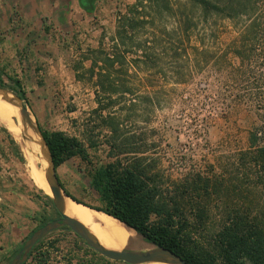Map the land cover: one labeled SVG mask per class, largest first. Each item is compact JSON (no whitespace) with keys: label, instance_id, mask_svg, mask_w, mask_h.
<instances>
[{"label":"rangeland","instance_id":"rangeland-1","mask_svg":"<svg viewBox=\"0 0 264 264\" xmlns=\"http://www.w3.org/2000/svg\"><path fill=\"white\" fill-rule=\"evenodd\" d=\"M102 3L108 6V18L113 23L116 20L117 26H112L115 36L100 44L72 39L55 43L42 38L39 31L31 40L20 35L16 27L4 26L0 17V70L23 83L27 102L22 104L34 123L68 137L85 140L96 136L100 144L97 152L89 150V163L75 158L58 169L65 192L89 206H104L93 189L92 174L95 168L114 160L107 145L111 134L97 136L101 122L94 111L99 104L94 82L86 72L92 64L91 50L102 47L111 51L119 43L115 40L122 23L119 19L128 15L147 21L135 30L131 41L127 40L128 47H133L129 62L143 57V52H148L150 60L124 70L127 75L123 79L134 94H128L124 104L114 110L120 142L130 140L128 148L142 149L154 160L145 166L157 176L167 197L174 194L178 184L193 180L213 183L220 179L233 184L237 177L243 180V172L236 169L234 161L248 149L251 134H264V37L256 43L255 53L247 54L249 60L244 54H236L245 46L242 32L249 25L247 18L236 23L211 17L204 31L202 8L187 0ZM136 4L139 15L133 14ZM10 13L6 15L9 20ZM145 41L151 44L145 45ZM82 47L88 50L83 52ZM0 134L5 140L0 142V181L10 183L7 199L11 204L6 224L0 222V243L8 249L1 264H10L42 219L54 220L57 215L45 204V195L51 194L31 179L21 144L2 124ZM260 143L263 145L264 140ZM41 166L44 175V163ZM211 195L213 220L195 234L205 248L210 247L209 233L215 229L214 217L221 211L217 193L212 190ZM235 195L233 191L222 199ZM18 221L22 234L18 243H13L12 232ZM8 239L13 243L9 247ZM47 251L50 255L44 259H49V264H123L101 256L71 230L53 232L42 252Z\"/></svg>","mask_w":264,"mask_h":264},{"label":"trees","instance_id":"trees-1","mask_svg":"<svg viewBox=\"0 0 264 264\" xmlns=\"http://www.w3.org/2000/svg\"><path fill=\"white\" fill-rule=\"evenodd\" d=\"M187 1L202 8L204 31L210 26L211 17L217 16L236 23L247 18L249 25L242 34L245 35L243 45L248 47L237 49L236 54H244L249 59L247 54L255 53L256 43L264 37V0ZM139 7L138 4L134 5V15H139ZM119 20L122 22L117 33L120 40L115 39L119 43L111 51L102 47L91 50L89 60L92 64L86 72L89 80L94 82L99 104L94 111L101 122V127H97V136L100 138V135L111 134L107 136V145L114 160L95 168L92 174L93 189L104 206H89L67 192L66 195L127 225L148 243L176 253L189 264H264V143H260L264 140V134H251L248 149L241 152L234 161L236 169L243 172V180L237 177L238 181L234 184L220 179L213 183L203 179L193 180L178 184L174 194L167 197L156 179L157 176H152L151 168L145 166L152 165L154 160L142 149L128 148L130 140L120 142L117 113L114 110L116 106L124 104L122 102H125L128 94H134L128 81L123 79L127 75L124 70L126 66L135 65L138 68V65L147 58L150 60V57L148 52H143V57L139 55L132 62L128 58L133 47H128L127 40L131 41L135 30L147 21L144 18L139 21L129 15L120 17ZM150 44L145 41V45ZM262 56L264 59V53ZM0 88L11 91L27 102L23 83L1 70ZM39 128L57 170L75 158L89 163V150L97 152L100 147L94 139L96 136H87L84 140L68 137L62 132L46 131L40 125ZM212 190L217 193L218 208L221 211L214 217L215 229L209 233L210 247L205 248L197 241L195 234L208 228L213 220L210 215ZM233 191L237 197L235 195L233 199H222L224 194L229 197ZM44 198L46 206L55 211L57 218L60 217L51 197L45 195ZM54 220L42 219L14 257L35 232ZM60 230L70 229L65 227ZM47 238L34 247L26 264H49V259L44 258L50 252H42Z\"/></svg>","mask_w":264,"mask_h":264},{"label":"crops","instance_id":"crops-1","mask_svg":"<svg viewBox=\"0 0 264 264\" xmlns=\"http://www.w3.org/2000/svg\"><path fill=\"white\" fill-rule=\"evenodd\" d=\"M103 0H0V17L4 18V26L10 24L12 28H17L20 35H25L28 39L35 38V32L39 31L42 38L52 42L67 43L69 40L80 43H102L107 41L116 31H112V19L108 18L107 5ZM12 9V10H11ZM10 20L8 12H10ZM21 17H20V16ZM21 18V20H20ZM1 20V19H0ZM117 29V27H116ZM112 32V33H111ZM18 36V34H15ZM94 45H88L93 48ZM80 48L83 52L88 49ZM85 50V51H84ZM77 55V54H76ZM5 140L0 134V142ZM2 178V177H1ZM10 183L0 181V222L6 224L8 212L11 204L7 199ZM7 213V214H6ZM20 221H18L19 223ZM21 222L15 225L12 232L13 243H18L22 234ZM2 233V229H0ZM7 240L8 247L13 245ZM0 243V264L4 262L6 256L5 247Z\"/></svg>","mask_w":264,"mask_h":264},{"label":"bare ground","instance_id":"bare-ground-1","mask_svg":"<svg viewBox=\"0 0 264 264\" xmlns=\"http://www.w3.org/2000/svg\"><path fill=\"white\" fill-rule=\"evenodd\" d=\"M13 95L0 92V124L4 125L21 146L27 162V168L35 185L46 193L51 189L45 178L48 163L45 159V147L40 135L34 128V121L24 122L20 109L15 106ZM44 163V175L41 165ZM67 215L84 224L107 249L123 251L129 243L134 248H145L143 239L132 229L118 220L98 212L91 207L66 199ZM164 264V263H151Z\"/></svg>","mask_w":264,"mask_h":264},{"label":"water","instance_id":"water-1","mask_svg":"<svg viewBox=\"0 0 264 264\" xmlns=\"http://www.w3.org/2000/svg\"><path fill=\"white\" fill-rule=\"evenodd\" d=\"M0 92L13 95V100L16 103L15 105L20 109L22 120L26 123L31 122L32 117L30 116L27 107L22 104L23 100L19 99L14 93L9 90L0 88ZM34 128L40 135L42 144L45 147L44 156L48 163V166L45 170V178L51 189L52 196L50 197L53 200L54 207L58 212L60 219L50 222L49 224L45 225L43 228L35 232L24 244L21 251L14 257L10 264H26L29 260V256L32 250L40 241L47 238L53 232L65 227L69 228L79 238H81L89 248L111 261L122 262L125 264H189L176 253L148 243L145 238L139 235L135 230L134 231L143 239V242L146 246L145 248H134L131 247V243H129V245L123 251L107 249L84 224H82L77 219L68 216L66 199L70 197L66 195L63 189V185L58 176V170L56 169L53 160V156L50 152L46 140L41 133L39 125L34 123ZM125 226L129 228L127 225Z\"/></svg>","mask_w":264,"mask_h":264},{"label":"flooded vegetation","instance_id":"flooded-vegetation-1","mask_svg":"<svg viewBox=\"0 0 264 264\" xmlns=\"http://www.w3.org/2000/svg\"><path fill=\"white\" fill-rule=\"evenodd\" d=\"M58 219H60V217L56 218L55 220H58ZM55 220H54V221H55Z\"/></svg>","mask_w":264,"mask_h":264}]
</instances>
